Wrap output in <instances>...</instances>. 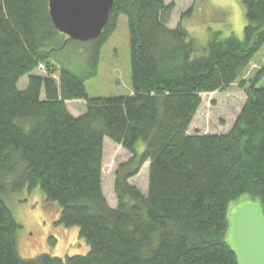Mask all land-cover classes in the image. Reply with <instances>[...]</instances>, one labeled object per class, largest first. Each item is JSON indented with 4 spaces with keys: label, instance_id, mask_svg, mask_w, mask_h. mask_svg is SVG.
<instances>
[{
    "label": "trees",
    "instance_id": "1",
    "mask_svg": "<svg viewBox=\"0 0 264 264\" xmlns=\"http://www.w3.org/2000/svg\"><path fill=\"white\" fill-rule=\"evenodd\" d=\"M241 1L243 38L214 31L199 52L182 23L169 27L174 4L165 0H114L102 33L86 42L58 31L49 0H0V264H237L229 205L264 210V66L241 80L246 102L226 133L190 129L201 94L239 81L264 47V0ZM121 15L133 93L91 98L86 81ZM76 53L82 72L70 65ZM72 100L86 102L81 115ZM105 138L132 154L115 171V207L103 192ZM148 161L144 195L130 179ZM22 189L58 204V224L77 226L89 252L22 258L6 200Z\"/></svg>",
    "mask_w": 264,
    "mask_h": 264
},
{
    "label": "rangeland",
    "instance_id": "2",
    "mask_svg": "<svg viewBox=\"0 0 264 264\" xmlns=\"http://www.w3.org/2000/svg\"><path fill=\"white\" fill-rule=\"evenodd\" d=\"M166 4H174L169 27L175 28L180 23L196 40L199 52L206 46L211 33L221 31V37L235 35L243 38L246 25V9L241 0H165ZM190 15L183 17L189 10ZM71 67L77 71L85 68L84 60L77 53L71 55ZM264 66V47L255 55L243 77L226 87L212 93H202V103L195 116L190 133H226L235 123L245 102L246 93L241 80L250 78ZM38 73H45L41 66ZM241 82V83H240ZM28 84V76L18 83L23 90ZM264 87V78L257 83ZM87 94L91 98L129 96L133 93L130 61V41L128 18L121 15L115 33L103 47L98 73L86 81ZM73 115H81L86 108L84 100H72L67 103ZM138 153L145 149L144 143L137 145ZM132 158V154L111 139L104 141L103 192L108 203L117 206L114 191L115 171L118 165ZM149 165L146 162L139 173L130 179L144 195L148 193ZM17 222L21 225L16 240L19 255L22 258H35L47 253L56 257L85 255L90 246L79 235L77 226L64 227L58 224L61 209L58 204L47 203L39 190L21 191L10 194L6 199ZM237 202L229 205V214ZM238 206V205H237Z\"/></svg>",
    "mask_w": 264,
    "mask_h": 264
},
{
    "label": "water",
    "instance_id": "3",
    "mask_svg": "<svg viewBox=\"0 0 264 264\" xmlns=\"http://www.w3.org/2000/svg\"><path fill=\"white\" fill-rule=\"evenodd\" d=\"M114 0H49L55 27L70 39L90 41L107 25ZM228 241L237 264H264V210L247 201L229 215Z\"/></svg>",
    "mask_w": 264,
    "mask_h": 264
}]
</instances>
